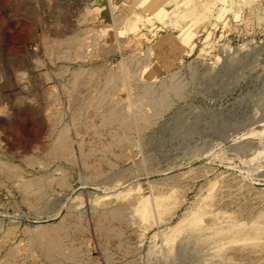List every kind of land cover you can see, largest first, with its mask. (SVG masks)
Here are the masks:
<instances>
[{
	"label": "rangeland",
	"instance_id": "rangeland-1",
	"mask_svg": "<svg viewBox=\"0 0 264 264\" xmlns=\"http://www.w3.org/2000/svg\"><path fill=\"white\" fill-rule=\"evenodd\" d=\"M128 1L112 0L114 4L112 13L106 12L103 16H99L93 24L96 28L112 26L116 16L122 14L127 16L125 24L120 29L111 31L115 38L126 41L125 48L120 53L113 52L99 58L94 65L101 63L105 66L107 64V68H115L121 57L132 54V51L138 52L145 58L148 55L146 49L150 47L152 56L150 55L151 59L147 68L155 77L153 81L165 80L170 73L174 72L185 83L186 94L184 98L176 100L170 109L161 114L155 126L143 136L141 135L142 150L135 153L133 150L128 151L126 162L116 163L115 170L139 172L143 168L152 169L158 172L154 174V179L159 180L178 173L181 175L187 171L188 166H191L193 177L197 175V178L195 180L193 178V181L184 179L183 184L186 186L182 184L183 187H179L180 191L179 188L176 189V201L180 200L176 202V213L171 222L177 221L176 217L183 214L184 209L189 207L196 191L200 189L202 190L200 194H205L207 181L214 179V176L217 177L215 180L219 182L221 188L231 186L234 180L238 186L232 187L229 191L223 188L224 194L216 196L212 201L213 210L225 216L234 212L233 215L243 221H247L250 214L264 216V197H262L264 196V177L249 171L252 165L264 170V0H209V3H207L208 0H178L177 5L182 4L183 1H191L189 6L191 3L194 12L192 14L190 12L185 21L180 20L177 25L172 26L158 23L159 20L151 16L150 7L140 6L141 0ZM105 2L107 0H0V158L23 168V156L41 155L48 142L47 126L41 119L44 109L49 104L45 99L48 92H53L56 100L53 107L62 111L61 119L67 122L68 98L60 94L61 90H59L65 83L66 75L57 77L56 73L62 62L49 61L43 53L42 41L54 38L59 29L75 28L77 17L91 11V6H107ZM175 2V0H166L163 5L170 8L174 7ZM57 4L66 14H62L60 20H57L53 13ZM21 5H23L22 8ZM185 6L189 8L188 2ZM139 10L142 13H138ZM221 10H224V14L218 17ZM166 36L170 40L169 44L162 43L160 49L153 47L160 38ZM226 46L229 49L227 55L220 52ZM242 47L245 49L242 50ZM236 49H241L239 54L247 57V60L244 63H236L228 69L226 56L233 55L232 57L237 58L238 55L234 54ZM218 57L220 61L216 62ZM164 60L170 61L169 68L164 66ZM72 66L76 67L78 64L70 65V69ZM191 68L196 69L199 75L214 71L215 78L212 81L200 76L192 79ZM89 118L90 120L88 119L84 125L78 124L73 130L72 147L75 153L79 150L77 145L84 149L92 146L101 149L103 145L106 146L105 144L108 145L110 142L108 132L97 126L98 120L91 116ZM178 120L183 124L191 123L193 126L191 132H187L184 136L173 135V126ZM250 130L254 132V135L257 134L256 137L235 144L229 143L245 132H251ZM227 142L228 145H226ZM236 145H241L238 151L231 148ZM257 152H261L262 156L253 161L251 158ZM114 153L118 154V149H114ZM95 154L86 160L88 167L82 168L75 164L71 171L69 170L72 176L69 178L67 190L59 189L54 185L47 188L44 197L47 209L41 213L36 214L28 208L23 203L20 192L13 185L0 186V236L9 227H15V234L9 237L10 239L4 243L0 240V264L6 260L11 264H38L40 257L36 253H28L29 241L23 234L26 229L38 223L53 225L60 220L72 223L74 220L68 215V209L72 205L78 211L87 214L93 200L101 198L104 203L112 200L111 196L104 194L107 189L97 191L94 186L82 185L80 182L81 176L89 175L94 169L101 172L102 176L98 182L102 185H104L103 180L110 175L107 166L99 163L100 151ZM130 155L133 156L130 158ZM208 159L210 161L207 162ZM110 160L113 161L111 158ZM250 160L253 161L251 164ZM172 167L175 168L171 169ZM203 172L206 174L203 175ZM48 174L56 175L55 167L48 168ZM243 177L252 180L244 181ZM143 178L147 177L142 176L138 180ZM18 179L22 178L15 180ZM115 182H112V185ZM245 183L246 186H244ZM181 192L184 196L180 195ZM252 202L256 203L253 205ZM247 209L250 210L249 213ZM255 213L257 214L254 215ZM84 219L81 224L85 227L86 244L82 246V251L85 255L83 262L86 263L75 264H108L102 251L108 252L109 260L111 259L113 264H126L129 261L133 264H158L157 261L154 262V259L149 258L148 254L151 229L146 231L142 240L139 241L133 228H127L122 239L120 238L121 246L119 247L118 241L114 238L105 239L94 231V225L89 216L86 215ZM171 222H166L163 226H170ZM262 222L264 223V220ZM70 229H72L71 237L74 241L76 240L75 243H79L75 228L71 226ZM191 246L192 244L187 245L188 248ZM209 246L211 247V244ZM255 250L247 246L242 250V254L240 253L241 256L238 254L240 257L234 256L236 258L233 261L242 262L241 259L246 256L248 259L245 257L244 263L248 261L249 264L251 260L250 264H264V254L260 257L254 255ZM10 252L13 255L9 258L7 254Z\"/></svg>",
	"mask_w": 264,
	"mask_h": 264
},
{
	"label": "bare ground",
	"instance_id": "bare-ground-1",
	"mask_svg": "<svg viewBox=\"0 0 264 264\" xmlns=\"http://www.w3.org/2000/svg\"><path fill=\"white\" fill-rule=\"evenodd\" d=\"M126 1L128 0H125V2ZM164 1L166 0H141L140 6H143V8L150 7L151 13H149L151 16L157 18L159 20L158 23L168 24L167 26L177 25L180 20L185 21V19L189 17L190 12L191 14L194 12L191 3L189 6V2L191 1H183L182 4L177 5L178 0H175L174 7L170 8L163 5ZM187 2L189 8L185 6ZM21 3H23V1ZM105 3H107V6H91V11L77 17L75 20V28L65 27V31L59 29L60 31L58 30L54 38H47L48 40L42 38L46 41H42L41 47L49 61L52 63H55V61L62 62L58 71H55L57 77H64L66 75L64 78L66 79L65 83L62 84L61 89H59L61 93H59L65 95L66 99L68 98V109H66V112H68V115L66 114L67 122H63L61 119L62 111L53 107L56 101L53 92H48L49 94L45 99L49 104L44 109V115L41 118L47 126V145L39 156L36 154L23 156V168L15 165L11 161L0 158V186L6 184L13 185L20 192L23 203L36 214L41 213L47 209V204L44 200L47 188L54 185L59 189L67 190L69 187V178L72 176L69 170L71 171L75 164L80 165L82 168L88 167L86 165V160L100 151L98 155L99 163L105 164L110 172V175L103 180L104 185L98 182L102 176L98 169L92 170L89 175L80 177L79 174L80 182L82 185L94 186L97 191L107 189V191L104 192L103 190V192L105 195L111 196L112 200L109 203H104L101 198L93 200L87 214L78 211L75 209L74 205H72V207L68 209V215L74 220L72 223L60 220L53 225L38 223L34 225V227L26 229L23 234L26 235L29 241L28 253H36L40 257V262L38 264H75L83 262L85 255L82 251V246L86 244V231L81 223L84 222V218L87 215L93 222L94 231L98 232L105 239L114 238L118 241L119 247L121 246L120 238L127 228H133V232L137 234L136 236L139 241L142 240L145 232L151 229L152 235L148 243V254L150 256L149 258L154 259V262L157 261L158 264H195L197 262H200L199 264H246L248 261L244 263L243 259L246 257L244 254L245 257L241 259L242 262H236L233 261V259L236 258L234 256L240 254L247 246L253 247L254 250L257 249L253 254L260 257V255L264 254V223L262 222L264 216L260 214L252 216L250 214L248 216L250 218L247 217V221H243L237 219V216L233 215L234 212L231 215L225 216L213 210L214 206L212 205V201L216 196H222L223 188L229 191L232 187L238 186L235 180L232 181L231 186L221 188L219 182L215 180L217 177L214 176V179L207 181L208 184L205 186L206 189L202 188L206 190L205 194H200L202 191L200 189L196 191L197 193L196 195L194 194L195 196L193 195L194 199L192 202L190 201L189 207H184V213L176 217L177 221L171 222L176 213V202L180 200L176 201V189L181 186L183 187V185L186 186V184H183L184 179L193 181L194 173L191 166H188L185 173H180L181 175L178 173L177 175L166 176L165 174L163 176L166 177L164 179L158 178L159 180L154 179V174L158 172L152 169L143 168L139 172H135L134 170L130 172L115 170L116 163H121L122 161L126 162L125 160H127L129 155L127 154L128 151L133 150L135 153L142 150L143 138L141 135L143 136V134L155 126L159 118H161V114L170 109L176 100L184 98L186 94V85L174 72L169 75L167 74L168 77L165 80L153 81L155 77L150 69L147 68L151 59L150 47L146 49L148 55H145V58L141 57L138 52L132 51V54H126L125 57L122 56L120 61L118 60L119 62H117L118 64L115 68H107V64L105 66V64H101L100 62L101 65H94L99 58L108 56L113 52L120 53L126 45L125 40L115 38L111 33V31L113 32V30L120 29V27L125 24L127 20L125 14L116 16L112 26L105 25L99 28L93 26L99 16H103L106 12L112 13V8L114 6L112 0H107ZM207 3H209V0ZM25 5L26 4H24V6ZM22 7L23 5H21V8ZM61 8L59 4L54 8L56 10H54L55 12L53 13L57 20H60V18L62 19L61 15L65 14V11ZM26 11H28V9ZM138 13H142L141 10H139ZM223 14L224 10H221L218 13V17H221ZM87 24L92 25L88 26ZM169 42L170 40L168 36H166L160 38L153 47L160 49L162 43L169 44ZM244 49L245 47L242 50ZM228 50L226 46L222 48L220 52L227 55ZM240 52L241 49L235 50L234 54L235 56L238 55L237 58L232 57L233 55L231 54V56H226L228 69L236 63H244V61L247 60V57L239 54ZM164 61V66L169 68L171 66L169 64L170 61ZM218 61H220L219 57L216 59V62ZM74 64H78V66H72L70 69V65ZM191 70L192 79L193 77L198 78L200 76L201 78L212 81L215 78L214 71L207 73L203 72L199 75L196 69L191 68ZM90 116L98 120L99 125L97 126H100L102 130L108 132L110 142L108 145L105 144L106 146L103 145L102 148L100 147L101 149L93 146L84 149L77 145L79 150L75 153L72 147L73 130L78 124L81 126L84 125L88 119L90 120ZM192 128L193 126L191 123L189 124L186 122L183 124V122H179L178 120L175 126H173L172 134L176 135V137L179 135L184 136V134H187ZM256 135H254L252 131L248 133L245 132V134L240 137L234 138L228 142L235 144L241 141H248L256 137ZM228 142L226 145H228ZM240 146L241 145H236L231 148L234 149V151H238ZM114 149H118L119 153L115 154ZM132 156L130 155V158ZM261 156L262 153L257 152L251 159L255 161ZM110 158L113 161H111ZM206 161L208 162L210 160L208 159ZM253 161L250 160L249 163L251 164ZM52 166L55 167L58 174H56L57 176L48 174V168ZM174 168L172 167L171 169ZM249 171L264 177V170H260L255 165H252ZM141 172L143 173L138 174ZM204 173L206 174V172H203V175ZM142 176L147 178L138 180L139 177ZM196 176L197 175H195V178H197ZM200 176L201 175H199V177ZM16 178L22 179L15 180ZM242 179H244V181L252 180H249V178L245 179L244 177ZM230 180L228 181L230 182ZM114 181L116 182L112 185ZM129 181L132 182L129 183ZM185 183L188 185L187 181ZM224 186L226 185L224 184ZM244 186H246V183ZM242 189H244V187ZM246 189H248V187ZM178 190L180 191V188ZM240 191L242 193V190ZM182 194L181 192L180 195ZM244 203L246 204L248 202ZM255 203H253V205ZM229 210L231 211V209ZM254 212L257 211L254 210ZM257 213H259V211ZM166 222H171L170 226H163ZM112 225L118 226L115 227ZM71 226H73V229L75 228L74 230L78 233L79 243H75L76 240L74 241L70 235V233H72V229H70ZM14 234L15 227L11 226L0 236V240L4 243V241L10 239L9 237H12ZM188 244H192L191 248L187 247ZM210 244L211 247H208ZM255 246H259V248H255ZM13 249L14 248H12V250ZM125 250L127 249L125 248ZM13 251L17 252L16 249ZM29 254L28 256H30ZM12 255V252H10L7 254V257L10 258ZM24 255L26 256V254ZM102 255L108 264H113L111 262L112 260H109L108 252L102 251ZM259 257L257 258L260 259ZM246 259L248 258L246 257ZM250 262L251 260L249 264ZM252 262H254V260ZM1 264L11 263L6 260ZM126 264H133V262L129 261Z\"/></svg>",
	"mask_w": 264,
	"mask_h": 264
}]
</instances>
